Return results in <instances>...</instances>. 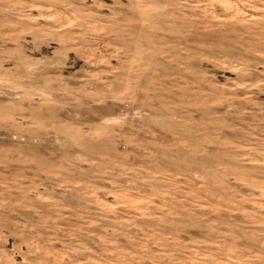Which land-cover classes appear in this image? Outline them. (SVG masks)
<instances>
[{
    "label": "rangeland",
    "instance_id": "obj_1",
    "mask_svg": "<svg viewBox=\"0 0 264 264\" xmlns=\"http://www.w3.org/2000/svg\"><path fill=\"white\" fill-rule=\"evenodd\" d=\"M0 264H264V0H0Z\"/></svg>",
    "mask_w": 264,
    "mask_h": 264
}]
</instances>
